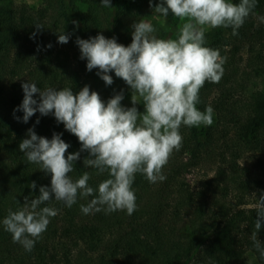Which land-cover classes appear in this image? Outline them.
Returning a JSON list of instances; mask_svg holds the SVG:
<instances>
[{"label":"trees","instance_id":"16d2710c","mask_svg":"<svg viewBox=\"0 0 264 264\" xmlns=\"http://www.w3.org/2000/svg\"><path fill=\"white\" fill-rule=\"evenodd\" d=\"M147 6L146 0L131 4L122 0L113 8L102 7L101 0H42L36 8L0 0V222L9 209L22 207L25 197L39 196L40 186L50 187L51 175L19 151L25 131L34 127L38 136L48 139L62 134L70 145L66 155L81 147L51 114L37 112L28 123L14 118L24 97L21 85L30 81L41 90L71 88L74 94L87 85L106 104L126 83L112 72L114 82L106 86L96 74L98 69L89 72L76 39L102 34L128 46L130 23L140 14L152 19L158 38L167 39L166 24L174 25L178 18L169 14L166 20L153 19ZM36 24L44 28L37 31ZM63 32L70 37L67 44L57 42ZM206 46L226 58L220 82H206L199 93L197 108L204 111L211 106L213 124L180 127L182 147L162 169L166 180L149 183L136 174L132 189L137 209L131 216L126 211L85 215L80 206L92 197H78L71 208L55 200L41 205L57 209L58 214L50 218L31 252L13 243L12 234L0 223V264H264L251 240L257 215L247 199L260 184L251 172L252 160L264 167V0H257L238 35L230 27H220ZM33 98L39 100V94ZM121 104L132 107L123 100ZM15 116L23 113L17 111ZM87 156L81 152L70 175L76 180L88 172L89 186L96 189L109 177L84 167ZM208 168L216 175L205 173L196 185L187 181L192 170ZM32 181L35 189L29 188ZM185 225L187 235L182 232ZM257 238L264 246V222Z\"/></svg>","mask_w":264,"mask_h":264},{"label":"clouds","instance_id":"9594fccd","mask_svg":"<svg viewBox=\"0 0 264 264\" xmlns=\"http://www.w3.org/2000/svg\"><path fill=\"white\" fill-rule=\"evenodd\" d=\"M101 6L111 8V0H101ZM149 6L159 18L166 20L171 14L182 22L176 39L158 38V29L145 20L131 25L132 42L128 46L102 34L76 39L80 59L87 61L86 69L89 72L98 69L96 74L106 86L113 84L109 73L114 72L130 87L132 107L122 106L123 90L105 104L87 85L75 94L71 88L41 90L30 81L21 85L24 97L14 109V118L28 123L37 112L41 116L51 114L81 145L79 151L66 155L70 145L61 138L62 134L54 133L48 139L38 136L34 127L28 129V138L20 142L19 151L27 161L51 175L50 187L40 186L39 196L25 197L22 207L16 211L9 209L0 222L12 234L13 243L20 244L26 252L33 250L47 230L50 218L58 214L57 209L41 205L55 200L71 208L78 197L85 200L92 197L87 205L80 206L85 215L126 211L131 216L137 209L132 189L136 174L144 175L149 183L163 182L166 176L162 169L173 152L182 147L180 127L213 124V108L207 106L204 111L197 108L199 93L206 82H220L226 58L221 57L218 49L206 46L205 34L211 29L230 27L232 34L238 35V30L253 14L257 0H239V3L160 0L155 6L149 0ZM35 28L40 31L44 27L36 24ZM69 39L63 32L58 34L57 42L67 44ZM36 93L39 100L33 98ZM140 103L144 105L143 113L136 107ZM17 111L23 116H15ZM39 122L38 118L36 124ZM81 152L88 153L84 167L96 169L97 175L108 174L109 178L96 189L89 186L88 172L76 180L70 175ZM36 187L35 181L29 184L30 189ZM255 209L256 231L251 234V240L264 259V246L257 238L264 222V195L257 200Z\"/></svg>","mask_w":264,"mask_h":264},{"label":"rangeland","instance_id":"374dc122","mask_svg":"<svg viewBox=\"0 0 264 264\" xmlns=\"http://www.w3.org/2000/svg\"><path fill=\"white\" fill-rule=\"evenodd\" d=\"M14 1L18 5L26 3L29 6L36 7V8L39 7V5L42 3V0H14ZM118 1H122V0H111V6H112L111 8H113V5L115 4V2H118ZM126 1H130V4H131V2H135L137 0H126ZM146 1L148 2V6H147V10H148L149 7H150L149 6V0H146ZM231 1L232 0H230V2ZM152 2H153V6H155V4L159 3L160 0H152ZM145 7L146 6H143L141 9H143ZM135 10H138V9L137 8H133V11H135ZM151 10H152V14H153V19H158L159 20L160 18L157 16V14L153 13V9L152 8H151ZM134 20L135 21L132 20L133 22H131L130 25H132L134 22L140 21V20H145V21H148L150 23L152 22V19L150 17H147L145 14H140ZM181 23L182 22L178 19L177 22L174 25L166 24L167 25L166 28L169 30V35H168L167 39H169V38L176 39L177 38V29H178V26ZM219 29L220 28H215V29H211L208 32H206V34H205L206 41L207 42L210 41L211 40V36L214 34V32L216 30H219ZM131 31H133L132 28H131ZM243 61H244V63L247 62L246 55H244V60ZM244 66H245V64H244ZM122 90H123V94H124L123 101H125L127 104H131L132 101H131V90H130V87L127 84H125L124 88H122ZM137 99H138V102H139V98H137ZM137 105H140L142 107L141 113H143L144 110H145L144 109V105L142 103L137 104ZM27 131H25V135L27 134ZM26 137H27V135H26ZM252 161L255 162L254 160H252ZM253 162L251 164V167H252L251 172H252V174H256L255 177L259 178L260 184L258 186H256V188L250 194L251 196H249V194H248L247 199L249 201V204H254L255 205L257 203V200L260 199V197L262 195H264V167L260 166L257 162L253 164ZM249 163H251V162H249ZM205 173H208L210 176L216 175V170H211V168L192 170L191 172H189L187 174L186 179H187V181H189L193 185H196V184L199 183L200 180H202V179H204V177H206ZM182 230H183L182 232L185 235H187V233L189 232V227L185 225Z\"/></svg>","mask_w":264,"mask_h":264}]
</instances>
